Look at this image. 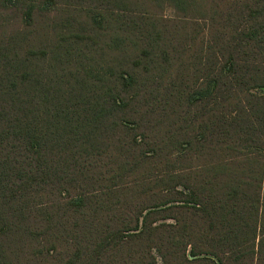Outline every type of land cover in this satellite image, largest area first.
<instances>
[{"label":"trees","instance_id":"16d2710c","mask_svg":"<svg viewBox=\"0 0 264 264\" xmlns=\"http://www.w3.org/2000/svg\"><path fill=\"white\" fill-rule=\"evenodd\" d=\"M264 0H0V264H264Z\"/></svg>","mask_w":264,"mask_h":264},{"label":"rangeland","instance_id":"374dc122","mask_svg":"<svg viewBox=\"0 0 264 264\" xmlns=\"http://www.w3.org/2000/svg\"><path fill=\"white\" fill-rule=\"evenodd\" d=\"M263 91H264V89H263ZM156 262H157V264H161V260L158 256H156Z\"/></svg>","mask_w":264,"mask_h":264}]
</instances>
